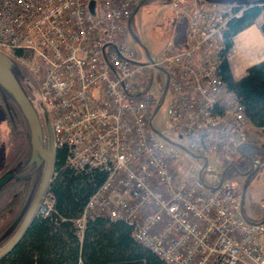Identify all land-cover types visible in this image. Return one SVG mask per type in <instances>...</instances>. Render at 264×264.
Here are the masks:
<instances>
[{"label":"built area","instance_id":"2783aa9c","mask_svg":"<svg viewBox=\"0 0 264 264\" xmlns=\"http://www.w3.org/2000/svg\"><path fill=\"white\" fill-rule=\"evenodd\" d=\"M143 1L101 0L93 13L90 0H0V47L32 52L54 150L65 148L74 170L105 172L77 233L104 215L129 223L134 238L169 264H264V221L246 214L242 187L226 172L256 128L219 72L224 30L243 9L172 0L175 19L187 17L188 46L170 40L141 61L127 36ZM162 69L173 95L164 121L170 134L154 122ZM181 148L200 160L188 161ZM54 203L49 193L40 213Z\"/></svg>","mask_w":264,"mask_h":264},{"label":"trees","instance_id":"16d2710c","mask_svg":"<svg viewBox=\"0 0 264 264\" xmlns=\"http://www.w3.org/2000/svg\"><path fill=\"white\" fill-rule=\"evenodd\" d=\"M145 1V0H144ZM172 1V0H162ZM232 1L243 9L241 16L232 17L224 30V48L220 56L222 79L239 95L252 124L261 132V144L246 143L243 158L235 163L238 173L248 171L255 159L258 170L264 167V58L246 68L235 78L229 54L238 33L257 22L264 35V0ZM173 41L185 48L187 18L176 19ZM13 71L30 101L38 109L48 145V126L44 106L39 97L38 81L30 68L18 58L29 60L32 52L25 48L12 50ZM0 110L4 124L0 127V176L11 173L9 181L0 189V249L18 232L40 189L46 162L29 163L33 145L28 118L12 92L0 82ZM66 149L55 150L53 171L37 211L16 244L0 257V264H169L132 235L131 225L97 215L86 220L82 235H78L76 220L95 190L105 179V172L74 170L65 165ZM228 166V165H226ZM256 173V172H255ZM52 193L54 207L46 216L40 213L45 197Z\"/></svg>","mask_w":264,"mask_h":264},{"label":"rangeland","instance_id":"374dc122","mask_svg":"<svg viewBox=\"0 0 264 264\" xmlns=\"http://www.w3.org/2000/svg\"><path fill=\"white\" fill-rule=\"evenodd\" d=\"M100 1L101 0H90V7L93 13L96 12L95 7L98 3H100ZM261 19L262 15L259 16L256 23L258 24ZM176 23L172 2H163L162 0H145L141 3L138 11L135 13V20L134 23H132V28L128 31L127 41L134 46L140 60L146 61L150 57H156L164 49L167 43L170 40H173ZM134 36L139 38L141 44L134 40ZM241 44L244 43L239 42L238 40L235 41V46L230 52L231 59L233 57L232 55H235L238 52V48L248 54L246 47ZM0 50L7 54L10 59L13 58L12 50L10 48L0 47ZM17 60L25 63L29 67L28 60L23 58H18ZM159 79L162 83L166 81V72L164 69L159 70ZM172 96V92L168 89L166 97L163 100L156 117L154 118L156 126L160 129H166L164 124L166 109ZM36 110L40 117L38 109ZM40 120L42 119L40 118ZM3 124V114L0 110V127ZM165 131L170 134L168 130ZM170 138L179 144L185 145V140L181 139L177 134L170 135ZM248 142L256 145L263 142L262 134L257 128L251 129ZM181 149L188 161L197 163L200 160V158L194 157L183 148ZM243 157L244 154L240 156V158ZM254 162V165L251 168L258 169L259 162L257 159H255ZM228 175H232L236 179L243 191L244 177L236 174V172L232 170L228 171ZM244 210L249 217L259 221H264V167L252 176L247 185L246 192L244 194ZM261 246L264 251V237L261 240Z\"/></svg>","mask_w":264,"mask_h":264},{"label":"water","instance_id":"95a60500","mask_svg":"<svg viewBox=\"0 0 264 264\" xmlns=\"http://www.w3.org/2000/svg\"><path fill=\"white\" fill-rule=\"evenodd\" d=\"M139 8V7H138ZM137 8V9H138ZM136 9V10H137ZM135 10V11H136ZM130 29V25H129ZM134 40L137 43H140V40L138 37L134 36ZM151 58V57H150ZM0 82L8 88L12 94L16 97L18 102L20 103L21 107L23 108L29 124L31 128V138H32V145H33V153L32 157L29 161V163H33L34 161H37L38 163L45 161L46 162V168H45V173L44 177L40 186V189L37 193V196L23 222L21 227L19 228L18 232L16 235L5 245L0 249V257L4 255L6 252H8L15 244L16 242L20 239L24 231L26 230L30 220L32 219L33 215L37 211V208L40 204V201L47 189L48 183L51 178V174L53 171V165L55 161V150H54V145H53V132H52V127L49 121V118L47 116V112L44 109V116L47 122L48 126V145H46V136H44V131H43V125L42 121L40 120V117L38 115V112L36 108L34 107L33 103L30 101L28 98L26 92L24 91L23 87L21 86L20 82L18 81L13 68H12V59H10L7 54H5L3 51L0 50ZM168 84H169V79L168 77L166 78V82L164 85L163 89V95H162V100L156 107V110H158L161 106V103L163 102L166 93L168 91ZM152 129L164 137L165 139L172 141L168 136L160 132L156 127L152 126ZM184 149H186L185 146H182ZM257 170V169H256ZM255 170V171H256ZM255 171H253V168L249 169L246 172L240 173V174H248L250 173V176H252ZM225 174V172H224ZM223 174V177H224ZM12 174L11 173H6L2 176H0V189L9 181L11 178ZM248 182H246L243 190V197L246 192Z\"/></svg>","mask_w":264,"mask_h":264},{"label":"crops","instance_id":"0c3cea01","mask_svg":"<svg viewBox=\"0 0 264 264\" xmlns=\"http://www.w3.org/2000/svg\"><path fill=\"white\" fill-rule=\"evenodd\" d=\"M137 11H138V9L133 13V16H132V18L130 20V24H129L130 25V28H132V23H134L135 13ZM251 27H257L258 28V24L257 23H254V24H252L251 26H249L248 28H246L244 30H247V29H249ZM238 35H239V33H238ZM238 35L236 37H238ZM236 37L234 39V46H235V41H237V38ZM262 37L264 39V35ZM236 44H237V42H236ZM259 44L260 45H256L254 42H251V45L252 46H246L245 44H241V45H243V46L246 47L248 54H246L245 52H243L242 50H240V48H238V46H237L238 52L235 55H232L233 56L232 59H231V54H229L230 65H231V68H232L233 75H234V77L236 79L237 78H240L245 73L246 68L248 66H250L251 64H253V63H255V62H257V61H259V60H261V59L264 58V42H260ZM259 53H262L263 54L260 57V59L251 60V57L254 54H259Z\"/></svg>","mask_w":264,"mask_h":264},{"label":"bare ground","instance_id":"6f19581e","mask_svg":"<svg viewBox=\"0 0 264 264\" xmlns=\"http://www.w3.org/2000/svg\"><path fill=\"white\" fill-rule=\"evenodd\" d=\"M262 36H263L262 33L257 27H251L247 30L240 32L237 37V40L240 42H243L246 46H252L251 42H254L256 45H260L259 44L260 42H264V39ZM262 55H263L262 53H259L256 55L254 54L251 57V60L260 59Z\"/></svg>","mask_w":264,"mask_h":264},{"label":"flooded vegetation","instance_id":"af4514ba","mask_svg":"<svg viewBox=\"0 0 264 264\" xmlns=\"http://www.w3.org/2000/svg\"><path fill=\"white\" fill-rule=\"evenodd\" d=\"M251 169V168H250ZM256 170V168H253V171H255ZM258 171V169L255 171V172H257ZM251 173V172H250ZM250 173H248V174H239L238 173V175H241V176H243L244 177V182H243V185L245 186V184H246V182H250V180H251V178H252V176H254V174L252 175V176H250Z\"/></svg>","mask_w":264,"mask_h":264}]
</instances>
